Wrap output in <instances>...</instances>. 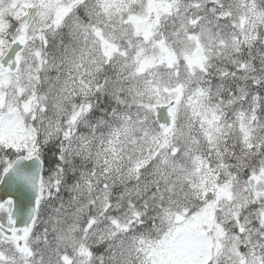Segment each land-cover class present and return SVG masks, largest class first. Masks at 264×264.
Masks as SVG:
<instances>
[{
  "label": "snow or ice",
  "instance_id": "obj_1",
  "mask_svg": "<svg viewBox=\"0 0 264 264\" xmlns=\"http://www.w3.org/2000/svg\"><path fill=\"white\" fill-rule=\"evenodd\" d=\"M0 264H264V0H0Z\"/></svg>",
  "mask_w": 264,
  "mask_h": 264
}]
</instances>
